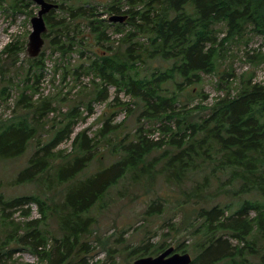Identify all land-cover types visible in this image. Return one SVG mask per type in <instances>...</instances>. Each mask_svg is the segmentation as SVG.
Masks as SVG:
<instances>
[{"label": "trees", "instance_id": "trees-1", "mask_svg": "<svg viewBox=\"0 0 264 264\" xmlns=\"http://www.w3.org/2000/svg\"><path fill=\"white\" fill-rule=\"evenodd\" d=\"M92 1L61 0L63 15L59 18L54 15L56 8L51 9L45 15L47 44L39 56L27 57L20 92L12 96L11 80L2 86L0 98L14 101V108L10 118L0 117V162L21 157L33 144L34 151L11 185L35 184L39 192L14 197L0 192V264H104L109 259L110 264H117L116 247L106 245L98 236L97 247L106 249L107 260L96 259L97 247L87 239L96 222L91 212L97 206L106 207L110 189L128 174L135 183L150 182L148 187L155 184L157 176L176 186L195 177L191 190H183L182 201L173 206L175 213L181 211L182 215L166 224L170 230H148L146 239L124 246L128 264L135 256L156 255L172 246L168 239L175 241L176 251L189 252L186 239H180L181 226L193 238L197 251L191 264H264V82L257 81L264 51L249 46L254 34L264 37V0H107L97 5ZM31 3L33 0H13L11 7L21 11ZM115 15H127V21H110ZM220 25L225 29L222 37ZM111 27L114 32L109 31ZM114 36L119 37L114 40ZM234 42L247 46L245 62L250 67L241 73L232 62L222 68L223 54ZM24 49V45L10 42L1 55L18 63ZM48 49L61 60L67 55L87 57V62L75 68L56 63L54 78L60 75L65 82L71 76L81 82V77L91 75L94 87L89 91L87 112L77 103L62 113L61 120L52 118L51 137L43 140L47 118L72 89L63 97L35 98L45 78ZM155 60L169 62V66L143 74L142 68L152 66ZM205 75L216 76L217 90L223 91L210 105L201 103L209 98L202 90L192 95L191 101L198 95L201 98L193 107L182 102L179 94H167L169 82H175L181 91L202 84ZM110 86L130 95L132 103L142 109L135 130L124 134V122H113L118 106L130 113L137 110L115 97L93 137L88 133L90 127L75 133L77 122L94 113L93 103L111 95ZM200 111L205 114L196 117ZM143 120H154L159 126L145 128ZM157 132L159 136H153ZM73 133L72 151L58 149ZM102 140L112 144L113 162L77 179L96 158L94 149ZM221 174L230 187L218 184L213 192L211 185ZM225 192L239 201L245 195L257 197L241 200L236 209L230 204H210ZM33 204L39 216L33 215ZM169 204L160 197L153 199L145 217L162 214ZM51 218L58 222L59 237L45 230ZM230 237L238 244L233 245ZM119 242L126 243L123 235ZM24 251L36 260L17 262L15 255Z\"/></svg>", "mask_w": 264, "mask_h": 264}, {"label": "rangeland", "instance_id": "rangeland-1", "mask_svg": "<svg viewBox=\"0 0 264 264\" xmlns=\"http://www.w3.org/2000/svg\"><path fill=\"white\" fill-rule=\"evenodd\" d=\"M107 0H93V4L97 5L99 3H103ZM13 0H3L0 1V97H1V89L2 86L6 84L7 80H11L13 84L12 88V96L18 95L20 89L24 85V80L26 79L25 70L28 67V62L26 61L28 54V42L29 35L32 31L31 18L36 15L39 10V6L34 2L29 4L28 7H23L20 11H15L12 9L11 4ZM53 2V1H52ZM54 1L53 3L58 5L56 15L58 18L63 15L59 8V3ZM83 4V2H81ZM126 5V4H125ZM102 11V7H100L99 12ZM29 12H32V14ZM105 17V15H103ZM127 21V19L125 20ZM124 21V22H125ZM129 26L126 27L128 29ZM222 32L220 33V37L223 36L225 31L224 26H218ZM110 32H114V27H111ZM114 35V33H112ZM119 36H114V40H116ZM17 43L18 45H24V51L19 54L20 61L18 63H13L12 59L6 55H1L2 50L5 46L10 43ZM47 44V39L45 40V45ZM250 47H262L264 51V37L260 35H253L252 40L249 43ZM43 47V48H44ZM245 44L243 42H234L227 46V54H223L222 57V68L227 65L229 62L233 63L234 68L237 73H241L242 71L247 70L250 67L249 63L245 62ZM94 48V47H93ZM95 49V48H94ZM47 59L45 66V78L41 83V89L39 94L35 96L38 98L39 95H51V94H60V97L65 96L66 92H68L71 88V93L68 95V98L65 101L58 102V110L51 113L47 118L49 123L46 130L43 132L42 139L48 140L51 137L53 132L50 129V126L53 124L52 118H56V120H61L63 118L62 113L66 112L69 108H72L77 103L80 105V110L84 113L87 112L86 103L91 98L92 94L89 93L90 89L94 87L90 78L92 80V76L90 78L81 77V82H75L74 78L70 76V80H66L65 82L61 81V76L56 75L54 78V70L55 64L58 62H62L63 65H72V67H77L82 62H87L88 58H80L78 55H67L64 56L63 60H61L57 55H51L49 49L47 50ZM30 57V56H29ZM264 64V63H263ZM169 66V62H159L155 60L152 63V66L146 68L143 67V74H148L154 70L155 67L164 69ZM1 68H3V74L5 75V79H3ZM261 68V67H260ZM258 69V74L260 71ZM217 77L214 75H205L204 81L202 84H191L189 86H185L181 91H178L177 84L175 82H169L165 85V87L169 90L167 94H179L180 100L182 102L189 103V107H193L201 102V98L196 96L193 101H191L192 95H196V93L201 90L207 94H209V98L203 100L201 103L204 106L210 105L213 97L221 95L223 91L217 90ZM264 74L257 76V81L263 82ZM6 80V82H5ZM97 80V79H96ZM73 86V87H72ZM81 86V87H80ZM193 88V93L191 92ZM80 89H83L85 93H78ZM221 91V92H220ZM111 95L107 100L102 102H94V113L88 117L86 120H80L74 127V132H78L79 130L90 127L88 133L89 136L93 137L95 135L96 129L102 126L104 117L103 114L108 110V103L118 97L122 102H129L130 106L135 109L134 112L130 113L124 108L118 106L119 113L114 119V123L124 122L123 129L124 134L128 132H133L138 125L137 117L138 114L142 111L138 105H134L132 103L134 100L130 95H127L124 91L117 92L116 88L110 86ZM197 93V94H198ZM67 96V95H66ZM181 106V105H180ZM14 101L11 99H2L0 98V117L3 119L10 118L13 114ZM205 114L203 112H198L196 117H200ZM51 120V121H50ZM145 128L158 127L156 121H147L143 120ZM75 133L72 134V138L66 139L63 143H61L58 149L64 150L65 152L72 151V139L75 136ZM153 136H159L158 132ZM116 140L112 141L114 144ZM112 144H110L106 140H102L98 147L94 149L95 159L93 162L83 171L81 172L77 179L84 178L99 169L101 166H107L111 162H113L114 157L111 155L110 149ZM34 151V145L31 144L29 150L17 159H11L7 161L0 162V180L2 181L3 186L0 188V192L4 193L8 197H14L17 195H22L25 193H38L39 189L35 184H25V185H11V182L15 179L16 174L19 172L21 168H23L27 164V160L29 156ZM161 153L160 151L155 152V155ZM116 157H118L116 155ZM101 158V159H100ZM160 165L157 166V169ZM91 172V173H90ZM195 182V177L191 176L187 181L184 182L182 186L176 185H167L164 182L162 176H157L155 180V184L152 187H148L150 182H147L145 179L135 183L132 179V175L128 174L126 177L120 180V182L113 186L110 189L109 193L105 198V202L107 203L105 208H99L97 206L93 209L91 214L95 217L96 222L93 225V235L89 237V240L92 245H97V238L101 236L103 240H105L106 245H111V248H117L119 253L115 254V260L117 264H128L129 259L126 256V252L124 251V246L128 245H136L142 240L146 239L149 236L148 230H156L160 228V230L165 227V231L170 230L169 226H166L168 222L171 221V218L174 216V221H178L180 216L182 215L181 211H177L175 213L174 205H177L182 201L183 190H191ZM222 185V188L230 187L229 182L226 180L225 174H221V178L219 181L213 183L212 191L215 192L217 190V185ZM62 188V187H61ZM63 189V188H62ZM52 195V193L50 194ZM60 197L59 193H57L56 198ZM160 197L162 201L170 202L169 205L164 206L165 211L162 214H156L154 216L145 217L144 211L147 206L151 203L153 199ZM257 196L253 195H245L241 198V200L245 198H254ZM240 200V201H241ZM239 198L233 197L232 193L225 192L221 196L212 200L210 204L220 203L222 205H232L231 209H236L240 203ZM189 204L185 207L188 208ZM37 212L34 211V215ZM254 215V213H252ZM185 226H181V235L180 239H186V244L188 245L189 252L196 256L197 251L193 248V238L188 235L187 230L184 229ZM45 230L48 231L51 235L59 237L61 234L59 232V226L56 218H51L48 221V224L45 225ZM173 231V230H172ZM125 232V233H124ZM162 232V231H160ZM123 235L126 239V243L123 244L121 242L118 243V238ZM177 237V235H175ZM155 241L158 240L159 236L154 237ZM230 242L233 245L238 244L237 240L232 239L230 237ZM168 243H173L175 246V241L172 239H168ZM127 246V245H126ZM97 257L102 260H107L106 258V249L102 248V245L97 247ZM195 250V251H194ZM15 258H18L17 262H25V261H35L36 258L29 252H20L15 255ZM138 257L135 256L131 260L133 264L134 260ZM251 261H257L258 259L255 257H250ZM16 262V263H17ZM112 259H109L108 262L104 264H110Z\"/></svg>", "mask_w": 264, "mask_h": 264}, {"label": "water", "instance_id": "water-1", "mask_svg": "<svg viewBox=\"0 0 264 264\" xmlns=\"http://www.w3.org/2000/svg\"><path fill=\"white\" fill-rule=\"evenodd\" d=\"M40 9L37 14L31 18L32 31L29 35L28 54L30 57H37L41 53L45 38L44 34L48 31L45 15L58 5L47 0H33ZM127 15H115L110 17L112 22H124ZM193 255L190 252H178L175 246H170L157 255L141 256L134 260L133 264H191Z\"/></svg>", "mask_w": 264, "mask_h": 264}, {"label": "built area", "instance_id": "built-area-1", "mask_svg": "<svg viewBox=\"0 0 264 264\" xmlns=\"http://www.w3.org/2000/svg\"><path fill=\"white\" fill-rule=\"evenodd\" d=\"M261 74H264V64L261 65V68H260V71H259V74L258 75H261ZM264 80V79H263ZM264 82V81H263ZM34 211L37 212V214L35 216H39V213L37 211V208L36 206L33 207Z\"/></svg>", "mask_w": 264, "mask_h": 264}, {"label": "bare ground", "instance_id": "bare-ground-1", "mask_svg": "<svg viewBox=\"0 0 264 264\" xmlns=\"http://www.w3.org/2000/svg\"><path fill=\"white\" fill-rule=\"evenodd\" d=\"M263 63H264V62H263ZM263 63H262V64H263ZM257 86H258V85H257Z\"/></svg>", "mask_w": 264, "mask_h": 264}]
</instances>
